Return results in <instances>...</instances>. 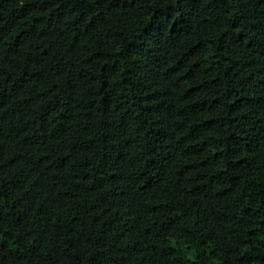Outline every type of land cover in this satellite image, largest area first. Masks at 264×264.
<instances>
[{
	"label": "trees",
	"instance_id": "16d2710c",
	"mask_svg": "<svg viewBox=\"0 0 264 264\" xmlns=\"http://www.w3.org/2000/svg\"><path fill=\"white\" fill-rule=\"evenodd\" d=\"M0 264H264V0H0Z\"/></svg>",
	"mask_w": 264,
	"mask_h": 264
}]
</instances>
